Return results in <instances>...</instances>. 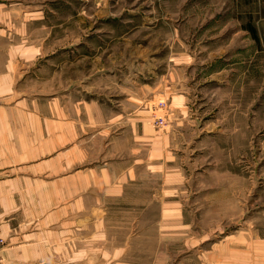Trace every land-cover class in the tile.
Wrapping results in <instances>:
<instances>
[{"label":"rangeland","instance_id":"obj_1","mask_svg":"<svg viewBox=\"0 0 264 264\" xmlns=\"http://www.w3.org/2000/svg\"><path fill=\"white\" fill-rule=\"evenodd\" d=\"M0 2L2 27L31 46L16 82L30 105L116 116L109 160L144 182L107 214L111 236L145 231L147 255L152 222L176 209L194 243L162 239L165 264H201L264 219V0ZM137 121L159 138H138Z\"/></svg>","mask_w":264,"mask_h":264},{"label":"crops","instance_id":"obj_2","mask_svg":"<svg viewBox=\"0 0 264 264\" xmlns=\"http://www.w3.org/2000/svg\"><path fill=\"white\" fill-rule=\"evenodd\" d=\"M2 12L0 2V229L8 240L2 264H165L170 256L162 239L194 243L183 231L190 225L178 220L176 209L152 222L156 248L150 255L135 246L143 245L145 231L130 236L122 229L120 237L111 236L107 214L124 200L131 183L144 180L136 168L109 160L116 116L81 103L30 105L16 82L18 69L28 66L31 46L18 44L10 25L2 27L11 17ZM137 122L131 127L138 138H159L148 123ZM242 235L232 237L237 241L228 249L206 248L201 264H264V219L249 220Z\"/></svg>","mask_w":264,"mask_h":264},{"label":"built area","instance_id":"obj_3","mask_svg":"<svg viewBox=\"0 0 264 264\" xmlns=\"http://www.w3.org/2000/svg\"><path fill=\"white\" fill-rule=\"evenodd\" d=\"M7 244H8L7 237L3 234L2 230L0 229V264L3 263L2 250Z\"/></svg>","mask_w":264,"mask_h":264}]
</instances>
